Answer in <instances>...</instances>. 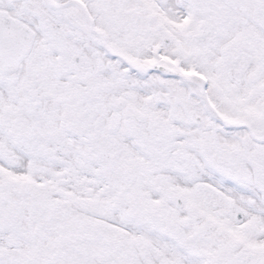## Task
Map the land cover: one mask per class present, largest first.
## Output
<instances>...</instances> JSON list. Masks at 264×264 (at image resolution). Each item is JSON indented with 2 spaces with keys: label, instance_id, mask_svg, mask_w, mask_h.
<instances>
[{
  "label": "snow or ice",
  "instance_id": "6c2138e0",
  "mask_svg": "<svg viewBox=\"0 0 264 264\" xmlns=\"http://www.w3.org/2000/svg\"><path fill=\"white\" fill-rule=\"evenodd\" d=\"M0 264H264V0H0Z\"/></svg>",
  "mask_w": 264,
  "mask_h": 264
}]
</instances>
